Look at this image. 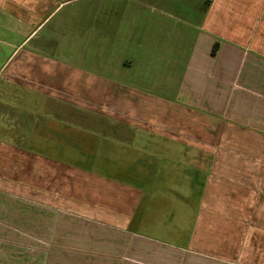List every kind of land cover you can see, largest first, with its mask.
<instances>
[{
    "label": "crops",
    "instance_id": "crops-1",
    "mask_svg": "<svg viewBox=\"0 0 264 264\" xmlns=\"http://www.w3.org/2000/svg\"><path fill=\"white\" fill-rule=\"evenodd\" d=\"M0 264H264V0H0Z\"/></svg>",
    "mask_w": 264,
    "mask_h": 264
}]
</instances>
